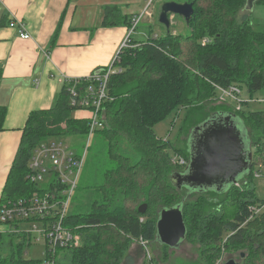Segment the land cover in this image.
<instances>
[{"label": "trees", "instance_id": "1", "mask_svg": "<svg viewBox=\"0 0 264 264\" xmlns=\"http://www.w3.org/2000/svg\"><path fill=\"white\" fill-rule=\"evenodd\" d=\"M184 2L193 3V14L189 23H185L188 35L172 32L171 25L167 32L161 25L165 31L154 36L157 3L150 17L154 23L149 24L148 36L143 40L130 37L129 45L117 54L107 84L108 97L101 110L103 127L98 130L105 144L104 158L97 169L102 180L81 185L79 193L85 190L92 194L90 210L81 211L78 205L77 212H70L67 217L69 226L75 233H81L86 244L58 248L54 256L46 253L42 260H36L25 255L24 246L31 240L28 233H0V264H48L51 259L54 264H116L121 250L118 240L122 239L121 244L129 239L155 241L158 211L180 203L186 239L205 242L214 252L212 261L219 257L223 246L242 250L245 254L242 264H264V198L240 202L228 222L214 221V214L206 211L207 199L200 198L203 201L198 199L188 205L186 201L197 192L187 194L169 181L171 173L182 172L188 165L187 147L186 164L178 165L173 158L180 149L176 153L172 143L158 138L153 130L156 123L182 108L189 116L186 125L193 120L194 112L204 113L208 109L209 113L192 121L191 129L223 113L241 119L245 125L249 118L262 121L264 111H246L244 107L237 109L236 105L226 104L219 99L218 88L236 86L241 94L246 88L250 97L254 92H264V29H256L248 15L238 21L246 0ZM256 3L264 5V0ZM87 84L81 79L78 86ZM71 86L70 83L62 86L54 107L29 115L0 203L35 190L25 177L37 146L52 136H86L87 118L72 116L77 109L70 105ZM5 113V108L0 107V129ZM263 145L264 141L253 145L252 166L264 163ZM235 185L227 192L204 193L227 195ZM178 191L184 192L183 198ZM140 203L148 205L143 214L137 211ZM154 206L148 217V208ZM60 252H65L66 263L57 260Z\"/></svg>", "mask_w": 264, "mask_h": 264}, {"label": "crops", "instance_id": "2", "mask_svg": "<svg viewBox=\"0 0 264 264\" xmlns=\"http://www.w3.org/2000/svg\"><path fill=\"white\" fill-rule=\"evenodd\" d=\"M140 3L0 0V107L6 111L0 129V201L29 115L54 107L62 89L57 76L83 78L112 63L130 18L143 8ZM13 19L25 23L29 39L9 25ZM143 35L138 40L148 36ZM9 231L0 223L1 234Z\"/></svg>", "mask_w": 264, "mask_h": 264}, {"label": "rangeland", "instance_id": "3", "mask_svg": "<svg viewBox=\"0 0 264 264\" xmlns=\"http://www.w3.org/2000/svg\"><path fill=\"white\" fill-rule=\"evenodd\" d=\"M170 1V0H165ZM184 2V0H181ZM146 0H142V7H144ZM162 3L157 5V17L155 18V23L153 27V32L155 34H161L163 27L158 22V15ZM248 15L252 24L256 29H264V5L255 3L251 12L242 11L239 13L238 21H240L241 16ZM171 20V31L181 35H188L189 29L187 28L185 21L182 17L178 15L170 16ZM154 23L150 17H144L141 19L139 24L136 27V30L130 33L131 37L134 39L144 38L143 34L148 35L149 33V24ZM263 93V94H261ZM254 92L250 97L246 88L243 89V93L240 94L242 100H251L249 102H241L239 107H244V110L252 111H264V92ZM226 104H231L232 106L237 107V104L233 99H225ZM218 102L214 103L216 106ZM223 107V106H221ZM205 110V109H204ZM195 110H193L194 112ZM192 112V113H193ZM197 112V111H196ZM193 113V122L201 117L205 112H208V109L205 112L199 111L198 113ZM89 113L82 111L80 109L73 110L72 116L75 118H85ZM91 115V112H90ZM189 119L187 111L182 108L177 113L173 112L170 115H167L165 119L156 123L154 125L155 135L162 139L166 140L171 145L174 146V150L178 154L175 156L182 157L185 161L186 158L184 154L185 151V141L189 135V132L192 127V121L189 125H186V120ZM240 123L243 122L241 119ZM244 123V122H243ZM242 123V124H243ZM242 128V132L251 139L253 145H257L260 141H264V118L262 121H257L256 118L252 121L247 119L246 125ZM182 126H184L183 131ZM97 128L94 133L91 135L89 140V147L87 149V155L85 160V165L80 178V186L76 189V192L73 196L71 202L70 212H77L76 207L80 205L81 211L88 212L90 210V198L92 194L90 191L83 190L82 193H79L82 184L93 185L94 183L100 182L102 179L99 175L97 169L99 164L103 161L104 158V142L100 138V134ZM249 139V140H250ZM50 141L54 142H64L68 144L71 148L77 149L78 152H82L88 143V136L82 135H66V136H52L49 138ZM251 146V151L254 152V147ZM263 159H264V145H263ZM261 158V155H258V158ZM101 166V165H100ZM252 175L250 176V174ZM243 179L244 182L241 180ZM240 182L231 189L232 192L224 195H210L204 192H197L195 195L191 196L186 202L191 204L194 201H197L200 198L207 199L209 205L206 207L207 212H212L214 214V221H219V219H224L230 221L234 213L238 209V205L243 201H253L255 197L257 199L264 198V163L261 165H254L251 167L249 175L241 176ZM246 185V187H244ZM228 189V188H227ZM252 190V191H251ZM179 192V191H178ZM185 192V190H184ZM184 192H179V195L183 198ZM251 192H254L252 195ZM255 195V196H254ZM203 201L202 199H200ZM141 205V203L139 204ZM154 208H148L147 216L149 213L154 211ZM29 225L27 223H21L20 229H28ZM198 236V235H197ZM39 238L36 234L32 233L30 243L24 246V251L27 258H32L36 260H42L44 255L43 251L45 245L42 240L36 241L35 239ZM122 239L118 240L117 243L120 244L121 250L119 257L117 258L116 264H222L230 258L238 259L239 253L242 250L238 249H226L223 246L221 247L220 255L217 259L212 261L211 255L214 253L209 246L205 245V242L199 241V239L194 238L184 240L180 246L176 249H171L167 246H162L156 241L142 242L141 240L129 239L127 243L121 244ZM85 243V238L81 233H77V240L73 247H83ZM117 247H119L117 245ZM207 254V255H206ZM65 252H60L57 255V260L59 263H66L67 257H65Z\"/></svg>", "mask_w": 264, "mask_h": 264}, {"label": "built area", "instance_id": "4", "mask_svg": "<svg viewBox=\"0 0 264 264\" xmlns=\"http://www.w3.org/2000/svg\"><path fill=\"white\" fill-rule=\"evenodd\" d=\"M165 0H146L144 7L134 15L128 27L127 35L121 43L112 63L83 78H71L66 75L57 76L56 79L64 84H72L69 88L70 105L75 109L86 111L88 114V143L82 152L71 148L64 142L47 141L37 146L29 160V171L25 179L34 187V191L24 197L15 200H4L0 203V223L10 226L9 232L24 231L30 236L36 234L42 240L45 249L44 256H54L58 248L74 246L77 233L67 223L71 202L79 185L83 167L85 165L89 140L94 131L103 127L101 110L107 99V84L110 74L114 71L113 64L118 52L129 45L130 33L136 30L137 25L144 17L153 15L154 6ZM12 28H16L21 39H29L30 35L25 31L24 22L13 19L9 22ZM155 37L157 34L154 35ZM87 81L85 87L78 86L80 80ZM219 99H233L239 104L241 91L236 86L218 88ZM251 101V100H248ZM91 112V115H90ZM173 162L178 165L186 164L179 156H174ZM21 223H27L28 229H20ZM48 264H54L51 259Z\"/></svg>", "mask_w": 264, "mask_h": 264}, {"label": "water", "instance_id": "5", "mask_svg": "<svg viewBox=\"0 0 264 264\" xmlns=\"http://www.w3.org/2000/svg\"><path fill=\"white\" fill-rule=\"evenodd\" d=\"M256 2L246 0L244 10L251 12ZM192 14V2L165 1L160 7L158 22L169 32L170 15H178L188 24ZM242 123L239 118L223 113L194 126L186 140L188 165L182 172L171 173L169 181L172 186L185 190L187 194L207 191L222 193L237 184L241 176L249 175L253 167V152L249 135L246 137L242 132ZM147 207V203H142L137 211L143 214ZM183 212L181 203L160 208L156 221V242L176 249L186 240ZM244 258L245 254L241 252L238 259L231 258L222 264H242Z\"/></svg>", "mask_w": 264, "mask_h": 264}]
</instances>
